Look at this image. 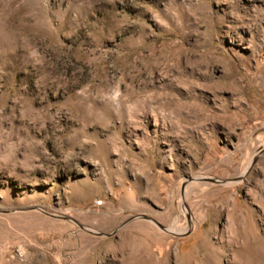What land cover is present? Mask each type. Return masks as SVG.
I'll list each match as a JSON object with an SVG mask.
<instances>
[{
  "label": "rangeland",
  "instance_id": "rangeland-1",
  "mask_svg": "<svg viewBox=\"0 0 264 264\" xmlns=\"http://www.w3.org/2000/svg\"><path fill=\"white\" fill-rule=\"evenodd\" d=\"M0 38V264H264V0H0Z\"/></svg>",
  "mask_w": 264,
  "mask_h": 264
},
{
  "label": "water",
  "instance_id": "water-1",
  "mask_svg": "<svg viewBox=\"0 0 264 264\" xmlns=\"http://www.w3.org/2000/svg\"><path fill=\"white\" fill-rule=\"evenodd\" d=\"M264 152V150H259V154L260 153H263ZM255 160H254V158H252V160L250 161V163H249V166L251 165V164H253V162H254ZM248 166V167H249ZM210 183H216V184H224V183H228L227 181H222V180H217V179H209L208 180ZM134 219H142V220H145V221H148V222H151L152 224H154L159 230H161V231H163V232H168L164 227H162V226H160L157 222H155V221H153V220H150V219H148V218H145V217H142V218H139V217H136V218H132V219H130V220H128L127 222H129V221H131V220H134ZM126 222V223H127ZM82 230H84V231H86V232H89V231H87V230H85V229H82ZM89 233H91V234H94V235H97V236H100V235H98L97 233H93V232H89Z\"/></svg>",
  "mask_w": 264,
  "mask_h": 264
},
{
  "label": "bare ground",
  "instance_id": "bare-ground-1",
  "mask_svg": "<svg viewBox=\"0 0 264 264\" xmlns=\"http://www.w3.org/2000/svg\"><path fill=\"white\" fill-rule=\"evenodd\" d=\"M6 29H7V28H6ZM3 30H4V29H3ZM2 32H3V31H2ZM4 32H5V31H4ZM6 33H8V31H7ZM9 33H10V32H9ZM2 34H3V33H2ZM2 34H1V35H2ZM3 35H4V34H3ZM10 36H11V35H10ZM0 39H1V38H0ZM9 40H10V39H9ZM4 41L6 42V41H8V40H4ZM1 42H2V41H1ZM9 42H10V41H8V43H9ZM8 45H9V44H8ZM8 47H9V46H8ZM8 50H9V49H8ZM9 52H12V51H9ZM188 96H189V95H188ZM188 96H187V98L189 99ZM166 106H167V105H166ZM184 115H185V113H184ZM199 115H200V114H199ZM185 117H186V116H185ZM190 117H192V116H190ZM195 117H196V116H195ZM202 117H203V116H202ZM187 118H188V117H186V119H187ZM199 119H200V118H199ZM205 119H206V118H205ZM190 120H191V119H190ZM190 120H189V121H190ZM261 150H263V149H261Z\"/></svg>",
  "mask_w": 264,
  "mask_h": 264
}]
</instances>
